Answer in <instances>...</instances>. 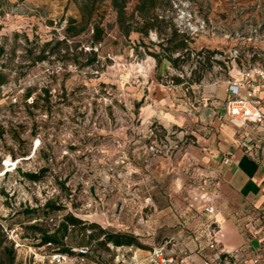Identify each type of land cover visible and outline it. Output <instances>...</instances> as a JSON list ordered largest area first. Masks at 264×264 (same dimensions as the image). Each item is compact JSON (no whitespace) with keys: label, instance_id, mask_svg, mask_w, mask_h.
<instances>
[{"label":"rangeland","instance_id":"1","mask_svg":"<svg viewBox=\"0 0 264 264\" xmlns=\"http://www.w3.org/2000/svg\"><path fill=\"white\" fill-rule=\"evenodd\" d=\"M161 1L156 9L163 19L160 30H150L144 36L134 30L139 18L131 16L137 0H127L124 23L118 21L111 0L94 5L87 0H0V71L7 75V81L0 85V157L11 154L22 158L17 170L0 174L1 261L5 259L2 247L6 246L13 249V264H24L30 251H38L41 233L37 228L52 233L68 214L96 223L99 213L113 217L116 205L114 214L125 220L123 196L129 187L125 157L114 156L116 152L109 145L113 142L108 139L126 124L128 106L120 84L103 80L112 63L150 56L156 61L158 78L163 72L168 78L177 76L192 85L228 80L232 71L240 73L243 68L264 65V0ZM69 17L82 30L64 39ZM96 23L103 27L104 37L92 44ZM171 28L188 37L191 50L177 66L158 44L171 47L165 40ZM61 40L60 53L55 51L47 60L33 62L28 50L36 55L45 42L53 45ZM202 50L213 52L209 62L196 55ZM65 51L76 56L77 62L63 57ZM93 52H97L98 61L83 65ZM178 55L179 51L173 53V57ZM28 90L31 100L25 96ZM133 121L138 122L137 118ZM38 136L39 141L34 142ZM158 139L163 138L153 137L148 149ZM163 141L168 149L149 151L172 155L175 147ZM2 170L0 161V173ZM23 172L40 173V178L29 180ZM114 189L121 190L116 199ZM82 227L70 225L62 244L40 247L39 251L88 246L90 262L135 264L141 259L132 256L143 247L99 244L103 236L88 241L89 233L95 230ZM104 229L133 233L124 226ZM15 240L21 245L16 246Z\"/></svg>","mask_w":264,"mask_h":264},{"label":"crops","instance_id":"2","mask_svg":"<svg viewBox=\"0 0 264 264\" xmlns=\"http://www.w3.org/2000/svg\"><path fill=\"white\" fill-rule=\"evenodd\" d=\"M159 76L150 56L117 60L104 72L103 80L120 84L128 106L126 124L108 140L114 156L125 157L129 187L123 196L125 220L114 214V205L113 217L99 213L96 224L124 226L150 248L135 251L132 257L141 258L135 264H153L155 249L172 257L170 264H251L255 257L264 261L260 128L226 113L227 80L192 85L176 83L163 72ZM239 77L236 71L230 74ZM255 89L264 96L260 85ZM156 136L175 147L172 155L149 151ZM112 193L116 199L121 190Z\"/></svg>","mask_w":264,"mask_h":264},{"label":"trees","instance_id":"3","mask_svg":"<svg viewBox=\"0 0 264 264\" xmlns=\"http://www.w3.org/2000/svg\"><path fill=\"white\" fill-rule=\"evenodd\" d=\"M90 5H94L95 3L101 2L103 0H87ZM126 2L127 0H111V6L115 10L117 14V19L120 23H124L128 16L126 14ZM162 1L161 0H137V3L134 7V10L131 14L132 17H137L139 18V21H137L136 27H134V30L137 32H140L142 35L147 36L148 32L150 30H154L156 32H159L160 30V23L163 21V19H160L158 17V14L156 13V9L159 8L161 5ZM76 20L73 19L72 17H69L66 22V27L64 29L65 32V37L64 39H67L69 37H75L79 35L81 32V28H78L75 24ZM104 37V29L99 25V23H96L93 25V33L91 35V43L92 44H97L100 43L103 40ZM187 36L183 33L179 34L176 33L175 28H171V33L169 35L165 36V40L172 44L170 48L163 47L162 43H158L160 46H162V50L164 52V56L174 65L177 66L178 60L182 57L185 58V56H188L191 54V50L188 47L187 43ZM64 43V40L57 41L53 45L50 41L45 42L42 45V48L39 50V53L36 55H33L32 50H28V53L30 56H32L33 62H39V61H44L47 60L49 55L55 51L60 53V46ZM48 47H51V49H48ZM175 51H179V55L177 57H173V53ZM205 53V54H204ZM155 57H158L159 55L156 53H150ZM213 52L211 51H206L204 52L199 51L196 53L197 56H204V59L207 60L208 62L211 60ZM62 56L65 58H73L76 61V56L75 57H70V52L65 51L62 53ZM98 61L97 59V52H93L90 57H88L86 63L83 65H89L92 64L93 62ZM174 82H182L184 79L173 76L171 77ZM7 81V75L0 71V85L5 83ZM30 90L26 93V98L30 96ZM44 171V170H43ZM22 175L32 181H35L40 178V173H35V172H23ZM1 193V192H0ZM46 206H50V203H47ZM83 230L87 229H94L95 231H91L88 235L89 240L91 241L92 239H96L97 237L103 236V239L99 244H107V243H112L115 246H122V245H136L138 247H143L144 245L141 244L133 235L129 233H124V232H118V231H112L109 229H104L101 228L99 225L96 223H85L79 218H76L72 215H66L64 217V220L60 223V227L52 232L48 233L47 231H43L39 228H37L40 233V243L43 244L46 242H52L53 244H62L63 243V238L65 235L68 233V228L70 225L72 226H77L81 225ZM3 233L1 232L0 229V247L2 244V238L1 236ZM61 251H70L69 247H62L60 249ZM2 252L5 255L4 260H0V264H13L14 262V256H13V249L12 247H2Z\"/></svg>","mask_w":264,"mask_h":264},{"label":"built area","instance_id":"4","mask_svg":"<svg viewBox=\"0 0 264 264\" xmlns=\"http://www.w3.org/2000/svg\"><path fill=\"white\" fill-rule=\"evenodd\" d=\"M256 85H260L264 90V65L243 68L240 70L239 78H229L227 80L225 110L226 113L236 121L257 125L264 139V96L258 94V90L255 89ZM28 98L31 100V95ZM158 131L157 127H153V133ZM36 141H39V136L34 142ZM34 145L36 147L38 144L34 143ZM35 147L31 152L32 154L35 152ZM149 149L153 150L154 153H161L165 151V149H168V147L163 140H159L155 141ZM32 154H30V156ZM21 159L22 158H14L11 154L0 157L1 166H3V170L0 174L5 175L11 170H17ZM229 160V157L224 158V162L226 163L229 162ZM209 211H211V208H209ZM14 244L16 246L21 245V243L16 240ZM51 245H53L52 242H46L38 244V251L30 249L33 251H30L28 254V259L24 257V264H103L99 261H89L88 257L91 254V250L88 246L72 248L69 252L61 251L58 248H52L50 251H39L40 247ZM213 246L214 243L211 244V247ZM151 262L153 264H170L174 262V259L172 257H164L162 249H155L152 252ZM205 264H208V262ZM251 264H264V262L260 257H255Z\"/></svg>","mask_w":264,"mask_h":264}]
</instances>
